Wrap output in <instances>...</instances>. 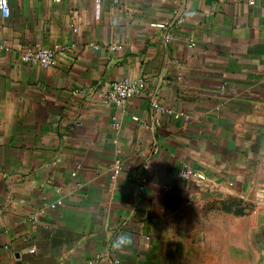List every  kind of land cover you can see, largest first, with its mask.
Segmentation results:
<instances>
[{
	"label": "crops",
	"instance_id": "crops-1",
	"mask_svg": "<svg viewBox=\"0 0 264 264\" xmlns=\"http://www.w3.org/2000/svg\"><path fill=\"white\" fill-rule=\"evenodd\" d=\"M9 6L0 264H264V0ZM33 44L67 51L31 66ZM121 79L146 89L116 108L103 94Z\"/></svg>",
	"mask_w": 264,
	"mask_h": 264
},
{
	"label": "built area",
	"instance_id": "built-area-1",
	"mask_svg": "<svg viewBox=\"0 0 264 264\" xmlns=\"http://www.w3.org/2000/svg\"><path fill=\"white\" fill-rule=\"evenodd\" d=\"M102 0H93L94 6H98ZM258 0H246L247 5L254 6ZM119 0H113L114 4H117ZM10 14L9 0H0V16L2 18H7ZM165 40L167 42L172 40L171 35H167ZM98 48V46H94ZM110 51L121 52L124 50L122 45L114 44L108 47ZM67 51L66 47L51 49L39 44L27 45L20 52V60L31 66L40 67H53L56 64L57 54H64ZM146 89L145 84L142 81H130L127 79L112 81L106 92L103 94V100L106 104L112 105L116 108H124L129 100L135 96H141L144 94ZM153 108H157L156 101L152 103ZM120 171V166L118 163L114 165L113 175L118 174ZM75 176V173L71 174ZM181 176L185 179H196L203 181L205 179L204 175L191 169H184L181 172ZM63 201L58 199L54 202L46 203L34 216L35 220L37 216L43 214L47 209L54 210L61 206Z\"/></svg>",
	"mask_w": 264,
	"mask_h": 264
},
{
	"label": "clouds",
	"instance_id": "clouds-1",
	"mask_svg": "<svg viewBox=\"0 0 264 264\" xmlns=\"http://www.w3.org/2000/svg\"><path fill=\"white\" fill-rule=\"evenodd\" d=\"M131 237L127 234H120L114 241H113V248L114 249H121L127 246L130 243Z\"/></svg>",
	"mask_w": 264,
	"mask_h": 264
}]
</instances>
